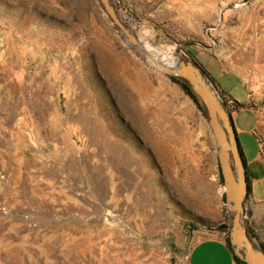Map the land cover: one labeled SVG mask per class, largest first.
Listing matches in <instances>:
<instances>
[{"label":"rangeland","instance_id":"rangeland-1","mask_svg":"<svg viewBox=\"0 0 264 264\" xmlns=\"http://www.w3.org/2000/svg\"><path fill=\"white\" fill-rule=\"evenodd\" d=\"M112 1L155 57L255 115L264 163V0ZM230 225L205 107L99 0H0V264H188Z\"/></svg>","mask_w":264,"mask_h":264},{"label":"water","instance_id":"water-1","mask_svg":"<svg viewBox=\"0 0 264 264\" xmlns=\"http://www.w3.org/2000/svg\"><path fill=\"white\" fill-rule=\"evenodd\" d=\"M104 11L127 43L141 47V41L123 21L112 0H99ZM148 61L177 79H184L205 107L218 149V161L225 188V207L231 216L229 232L234 254L246 264H264V251L245 223V200L249 193L247 168L240 150L231 112L203 69L193 60L163 62L147 53Z\"/></svg>","mask_w":264,"mask_h":264},{"label":"crops","instance_id":"crops-1","mask_svg":"<svg viewBox=\"0 0 264 264\" xmlns=\"http://www.w3.org/2000/svg\"><path fill=\"white\" fill-rule=\"evenodd\" d=\"M233 99L237 100L236 98ZM245 113H249L254 119L250 133L257 141L258 153L253 157L246 156L239 139V135L243 132L239 128L240 118ZM231 115L247 168L249 193L245 200V223L249 233L255 237L256 243L258 245L259 243L264 244V163L259 142L254 135L256 118L252 112L247 110H242L235 114L231 113ZM199 232V238L195 240L190 250L188 264H238L234 258V251L230 249L227 243V232L205 229Z\"/></svg>","mask_w":264,"mask_h":264},{"label":"trees","instance_id":"trees-1","mask_svg":"<svg viewBox=\"0 0 264 264\" xmlns=\"http://www.w3.org/2000/svg\"><path fill=\"white\" fill-rule=\"evenodd\" d=\"M171 78L174 79V80H178V81L183 85V87H184V89L187 91V93H188L193 99L196 100V96H195L194 93L192 92L191 87H190V85H189V83H188L187 81H185L184 79H177V78H174V77H171ZM240 150H241V153H242V155H243V151H242V148H241V147H240ZM243 156H244V155H243ZM244 161H245V159H244ZM245 164H246V162H245ZM221 228H222V229H228L229 227L224 225V226H222ZM227 243H228L230 249L233 250V247H232L231 244H230L229 235L227 236ZM260 248L264 251V248H262V246H260ZM234 258H235V260H236V262H237L238 264H246L245 262H243L242 260H240L235 254H234Z\"/></svg>","mask_w":264,"mask_h":264},{"label":"bare ground","instance_id":"bare-ground-1","mask_svg":"<svg viewBox=\"0 0 264 264\" xmlns=\"http://www.w3.org/2000/svg\"><path fill=\"white\" fill-rule=\"evenodd\" d=\"M140 50L142 51V53L146 56L147 53L151 54V56H153L156 60L158 61H163V62H174V61H165V60H161V59H158L157 57H155L151 52L150 50L141 42V47H139Z\"/></svg>","mask_w":264,"mask_h":264}]
</instances>
